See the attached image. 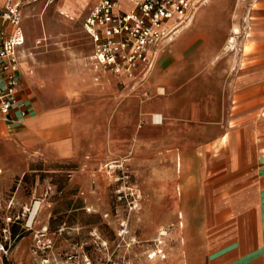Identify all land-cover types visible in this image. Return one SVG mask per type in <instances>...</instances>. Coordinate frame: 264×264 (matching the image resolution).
I'll return each mask as SVG.
<instances>
[{
    "label": "rangeland",
    "instance_id": "obj_1",
    "mask_svg": "<svg viewBox=\"0 0 264 264\" xmlns=\"http://www.w3.org/2000/svg\"><path fill=\"white\" fill-rule=\"evenodd\" d=\"M65 2L63 5L64 0H38L28 4L29 12L23 10L24 24L27 20L38 21L39 36L32 45L46 35L48 44L84 43L88 56L93 49L83 23L88 7L81 9L75 0ZM63 7L73 10L74 16L80 12L75 25H67L65 19L71 18L61 13ZM194 10L193 23L178 31L162 48L155 66L165 77L168 93L175 95L188 86V95L199 106V115L193 120L184 116L179 119L184 121L180 125H164L167 131L177 133L179 144L167 149L149 145L154 136L147 132L139 114L130 132V146L124 153L110 156L120 160L128 155L129 160H122V168L112 170L108 176L109 158H97L95 178L88 190L73 179L79 162L37 159L24 168V174L17 176L7 191L6 198L15 196V206L0 204V245L4 246L0 249V264H184V254L194 260L204 256L206 247L199 231L205 214L202 193L221 181L218 172L227 167L212 161L203 169L200 163L209 157L206 150L213 139L216 145H226L221 144L225 130L222 121L229 117L230 108L259 105L255 96L264 92V0H203ZM234 25L239 28L237 34L233 32ZM230 36L236 38L233 43L228 42ZM85 61L94 67L88 58ZM95 71L100 77L101 71ZM142 83L144 79L139 76H120L116 82L120 104L137 93ZM103 99L111 100V96ZM128 125L121 126V134ZM107 132L103 130L104 141ZM98 133L87 131V140L81 139L79 144L91 145L95 152H106ZM178 153L183 158L180 171ZM226 156L221 153L218 158L223 160ZM183 184L186 187L179 190ZM92 193V201L87 202ZM40 199L44 200L42 205ZM181 201L187 206L183 219L178 208ZM27 202L29 210L24 209ZM96 202L99 204L94 207ZM133 202L138 203L137 207H132ZM150 216L156 218V223L147 229L143 220ZM8 217L12 220L9 223ZM41 219L45 227H39ZM160 230H167L163 236L166 244L160 245L162 253L150 258L158 246ZM211 231L212 227L205 229L210 240L214 236ZM24 238L26 242L21 245ZM21 246L26 251L24 256ZM161 255L168 258L166 263Z\"/></svg>",
    "mask_w": 264,
    "mask_h": 264
},
{
    "label": "crops",
    "instance_id": "obj_2",
    "mask_svg": "<svg viewBox=\"0 0 264 264\" xmlns=\"http://www.w3.org/2000/svg\"><path fill=\"white\" fill-rule=\"evenodd\" d=\"M87 1L84 7H88L86 16L98 0ZM65 3L64 0L63 5ZM28 4L22 7L26 40L18 50L23 107L8 114L0 112L1 205L15 206V196L6 198L7 191L13 186L14 179L24 174V168L39 158L79 162V170L73 179L83 183L88 190L95 178L93 168L97 158H110L114 153L127 150L131 144L130 132L139 114L146 123L147 132L154 136L149 145L167 149L179 144L177 133L167 131L164 125H180L184 121L179 119L184 116L193 120L199 115V106L188 95V86L175 95L168 93L165 77L155 68L164 48L154 57L139 91L120 104L116 90L120 76L111 71H101L97 78L96 69L85 61L88 58L94 65L92 38L93 49L88 56L86 44L80 42L48 44L46 40L40 45H32L34 38L39 36V26L38 21L32 19L25 21V28L23 10L30 11L29 7L26 8ZM80 16L79 12L73 19L65 21L68 26H73ZM2 25L4 22L0 20ZM28 68L32 69L31 73ZM105 96H111V100L103 99ZM255 98L260 100L259 105L232 107L228 118L222 121L219 117L224 129L230 133L231 141H227V146H219L213 139L206 150L209 162L200 165L204 169L213 161L225 165L227 170L218 172L217 178L221 181L202 193L205 214L199 231L206 252L195 260L184 254V264H264V92L256 94ZM105 112H108V117H104ZM155 113H162L164 120L156 122ZM231 114L234 116L230 117ZM124 123H132V127L128 125L125 133L121 134ZM94 130L99 132L100 145L106 152H95L91 145L79 144L81 139L87 140V131ZM103 130L108 131L107 141H104ZM160 135L164 137L159 139ZM218 146L219 151L216 149ZM212 151L218 152L211 155ZM221 153H227V158L219 159ZM181 187H186V184ZM205 193H208L207 203ZM93 196L94 193L88 194L87 202L92 201ZM43 201L39 200L41 205ZM36 202L31 206L34 207ZM25 204L24 209L29 210V202ZM98 204L94 203V207ZM178 208L182 213L187 211L182 201ZM39 224V227L46 226L44 219ZM208 226L214 231L211 240L205 234ZM25 242L26 238L21 245ZM21 251V255L26 252L24 246H21Z\"/></svg>",
    "mask_w": 264,
    "mask_h": 264
},
{
    "label": "built area",
    "instance_id": "obj_3",
    "mask_svg": "<svg viewBox=\"0 0 264 264\" xmlns=\"http://www.w3.org/2000/svg\"><path fill=\"white\" fill-rule=\"evenodd\" d=\"M34 1L37 0H0V20L4 22L0 26V112L4 114L23 107L18 73V50L26 40L22 7ZM202 1L98 0L84 20V29L94 43V67L122 78L139 76L143 80L152 65L153 51L178 32ZM46 40L42 36L36 44ZM27 70L32 72L30 68ZM122 166L121 161H115L109 169L114 171ZM137 205L133 202L132 207ZM11 221L8 217L7 222ZM161 235L166 236L167 230ZM3 248L1 244L0 249Z\"/></svg>",
    "mask_w": 264,
    "mask_h": 264
},
{
    "label": "bare ground",
    "instance_id": "obj_4",
    "mask_svg": "<svg viewBox=\"0 0 264 264\" xmlns=\"http://www.w3.org/2000/svg\"><path fill=\"white\" fill-rule=\"evenodd\" d=\"M69 3H70V0H67ZM208 0H205V2H207ZM75 3H77L78 5H79V7L81 8V9H84V7L88 4V1L87 0H75ZM126 4V3H125ZM197 6V5H196ZM195 6V7H196ZM195 7L193 8V11L190 13V15L188 16V19L186 20V23L184 24V25H182L180 28H179V30L178 31H182V30H184V29H186V28H188L192 23H193V21H194V18L196 17V15H195ZM61 13L62 14H64L66 17H69V18H71V19H73L75 16H74V11L73 10H71V9H69L68 7H63V8H61ZM233 32H234V34H237L238 32H239V28H238V26L237 25H234L233 26ZM172 39H174L173 37H170L169 39H166V40H163L162 42H161V44L159 45V47L156 49V50H154L153 51V59H154V57L160 52V50L167 44V43H169ZM235 36H230L229 37V39H228V42L229 43H233L234 41H235ZM245 39H246V37H245ZM235 50V49H234ZM242 61V60H241ZM151 67V66H150ZM149 67V68H150ZM154 120L156 121V122H162L163 120H164V115L162 114V113H155L154 114ZM228 136H229V132H227V129H225L224 130V133L222 134V140H221V144L223 145V144H226L227 145V141H229V139H228ZM171 142V141H170ZM261 143L259 142L258 143V145H260ZM213 152V151H212ZM227 157V156H226ZM124 161V162H126V161H128L129 160V157H128V155H124V156H121V159L120 160H117V159H115V158H109V160H108V164H107V168H108V170H107V175L109 176V175H112V170H109V167H110V163L111 162H115V161ZM176 162H177V169L180 171L181 170V168L183 167V158H182V154L181 153H178L177 154V156H176ZM208 162H209V157H207L206 159H203V161H202V164H204V165H207L208 164ZM114 164V163H113ZM148 181H150V179L148 180ZM205 184V183H204ZM179 190H181V186L179 187ZM200 195V194H199ZM204 200H205V202L207 203V200H208V193H205V195H204ZM37 206H38V204L36 205V207H35V209L37 208ZM39 207V206H38ZM227 207V206H226ZM199 208V207H198ZM179 216H180V218L181 219H183V217H184V214L183 213H180L179 214ZM143 220V219H142ZM155 220H156V218L154 217V216H150V217H147V219L146 220H143L144 221V223L146 224V226H147V229L148 228H151V227H153L154 225H155ZM179 224L181 225V226H183V221H180L179 222ZM165 230H160L159 232H158V237H157V241H158V246L156 247V248H154L153 249V253L152 254H150L149 255V257L150 258H153L154 256H157L159 253H162L163 252V249L161 248V244H166V240H165V238H163V236L161 235V234H163V232H164ZM175 231V230H174ZM212 231H213V229H212ZM211 231V232H212ZM135 241H136V239H135ZM165 260H164V262L163 263H166V261H167V257H166V255H161ZM167 258V259H166ZM177 260H179V259H177ZM144 264H157L156 262H154V261H147V262H144Z\"/></svg>",
    "mask_w": 264,
    "mask_h": 264
}]
</instances>
